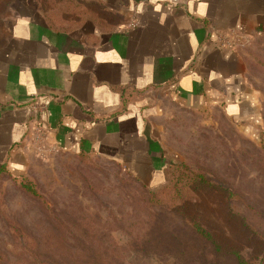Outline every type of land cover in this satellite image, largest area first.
I'll return each mask as SVG.
<instances>
[{"label": "rangeland", "instance_id": "rangeland-1", "mask_svg": "<svg viewBox=\"0 0 264 264\" xmlns=\"http://www.w3.org/2000/svg\"><path fill=\"white\" fill-rule=\"evenodd\" d=\"M26 11L61 29L107 17L94 0H0V37L9 19ZM231 46L246 65L244 115L161 102L151 130L166 168L156 182L110 158L61 152L33 129L25 170L0 167V264H228L190 260L174 249L192 254L204 245L170 210L182 199L186 172L225 190L186 195L203 203L208 227L235 234L243 221L264 238V37H238ZM229 211L228 228L219 216Z\"/></svg>", "mask_w": 264, "mask_h": 264}, {"label": "crops", "instance_id": "crops-1", "mask_svg": "<svg viewBox=\"0 0 264 264\" xmlns=\"http://www.w3.org/2000/svg\"><path fill=\"white\" fill-rule=\"evenodd\" d=\"M94 1L107 17L77 28L51 27L28 11L7 21L0 37V164L25 170L38 100L45 104L41 131L59 151L110 158L156 182L166 168L151 130L161 102L244 115L245 61L223 39L264 37V0Z\"/></svg>", "mask_w": 264, "mask_h": 264}, {"label": "trees", "instance_id": "trees-1", "mask_svg": "<svg viewBox=\"0 0 264 264\" xmlns=\"http://www.w3.org/2000/svg\"><path fill=\"white\" fill-rule=\"evenodd\" d=\"M47 23L51 27H54L51 21H47ZM0 167L7 169L5 164H0ZM186 173L181 178V182H179V185L181 184L179 194L183 195L182 199H176L170 210L187 223L189 229L194 233L193 237L203 241L204 245L203 248H196V251L192 254H189L190 248L174 249L178 250L180 254L186 255L185 257L190 260L210 258L215 262L226 260L228 264H264V238L260 234L247 227L243 221L239 222L240 230L239 232L237 231L238 233L235 232V234H232V232L226 233L219 229L212 230L208 227L207 222L204 221V214L202 213L204 210L201 209V206H204L203 203L200 205V200H189V197H186V195L192 194L198 195L197 198L199 199V195L202 193L219 192L222 194L225 190L215 189L209 182L207 183L203 179H200L203 176L191 174L190 172ZM227 195L231 196V193L229 192ZM220 215L223 214L220 213ZM227 215V217L224 215L219 216V220L223 221L226 227L229 228V222L234 218V215L230 214V211ZM213 217H215L214 213ZM188 243L189 241L185 242L186 245ZM133 249L142 251L145 248ZM207 250L209 252L205 254Z\"/></svg>", "mask_w": 264, "mask_h": 264}, {"label": "built area", "instance_id": "built-area-1", "mask_svg": "<svg viewBox=\"0 0 264 264\" xmlns=\"http://www.w3.org/2000/svg\"><path fill=\"white\" fill-rule=\"evenodd\" d=\"M169 2L172 5L180 6L183 4V0H169ZM223 41L227 44H231L232 41L228 39H223ZM32 109L35 111V130L41 131L42 125H41V115L45 110V104L38 102V100L32 101ZM43 132V131H42Z\"/></svg>", "mask_w": 264, "mask_h": 264}]
</instances>
